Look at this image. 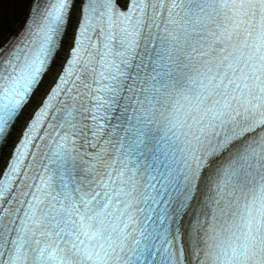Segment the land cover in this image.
Instances as JSON below:
<instances>
[{"label":"snow or ice","instance_id":"6c2138e0","mask_svg":"<svg viewBox=\"0 0 264 264\" xmlns=\"http://www.w3.org/2000/svg\"><path fill=\"white\" fill-rule=\"evenodd\" d=\"M24 2L0 264H264V0Z\"/></svg>","mask_w":264,"mask_h":264},{"label":"rangeland","instance_id":"374dc122","mask_svg":"<svg viewBox=\"0 0 264 264\" xmlns=\"http://www.w3.org/2000/svg\"><path fill=\"white\" fill-rule=\"evenodd\" d=\"M27 11V2L16 4L6 3L2 18H0V24L3 26V32L0 35L7 36L9 32L16 30Z\"/></svg>","mask_w":264,"mask_h":264},{"label":"bare ground","instance_id":"6f19581e","mask_svg":"<svg viewBox=\"0 0 264 264\" xmlns=\"http://www.w3.org/2000/svg\"><path fill=\"white\" fill-rule=\"evenodd\" d=\"M25 15H26V14H25ZM25 15L23 16V19H24ZM23 19H22V21L19 23V25L23 23ZM19 25H18V27H19ZM18 27H17V28H18Z\"/></svg>","mask_w":264,"mask_h":264}]
</instances>
